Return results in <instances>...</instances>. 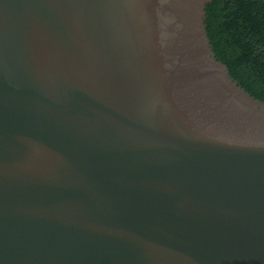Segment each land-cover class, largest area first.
I'll return each instance as SVG.
<instances>
[{
  "label": "water",
  "instance_id": "obj_1",
  "mask_svg": "<svg viewBox=\"0 0 264 264\" xmlns=\"http://www.w3.org/2000/svg\"><path fill=\"white\" fill-rule=\"evenodd\" d=\"M212 0H0V264H264V102Z\"/></svg>",
  "mask_w": 264,
  "mask_h": 264
},
{
  "label": "trees",
  "instance_id": "obj_2",
  "mask_svg": "<svg viewBox=\"0 0 264 264\" xmlns=\"http://www.w3.org/2000/svg\"><path fill=\"white\" fill-rule=\"evenodd\" d=\"M204 22L216 59L250 96L264 102V0H212Z\"/></svg>",
  "mask_w": 264,
  "mask_h": 264
}]
</instances>
